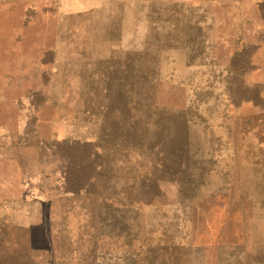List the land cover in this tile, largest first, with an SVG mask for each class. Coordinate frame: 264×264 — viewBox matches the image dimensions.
I'll use <instances>...</instances> for the list:
<instances>
[{
  "label": "rangeland",
  "instance_id": "rangeland-1",
  "mask_svg": "<svg viewBox=\"0 0 264 264\" xmlns=\"http://www.w3.org/2000/svg\"><path fill=\"white\" fill-rule=\"evenodd\" d=\"M0 264H264V0H0Z\"/></svg>",
  "mask_w": 264,
  "mask_h": 264
},
{
  "label": "trees",
  "instance_id": "trees-1",
  "mask_svg": "<svg viewBox=\"0 0 264 264\" xmlns=\"http://www.w3.org/2000/svg\"><path fill=\"white\" fill-rule=\"evenodd\" d=\"M90 155L93 156V154H91V151H90ZM91 170L93 171V168H92V169L90 168V174H88V176H91ZM86 179H87V178H86ZM77 187H79V186H77Z\"/></svg>",
  "mask_w": 264,
  "mask_h": 264
}]
</instances>
